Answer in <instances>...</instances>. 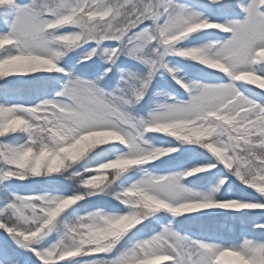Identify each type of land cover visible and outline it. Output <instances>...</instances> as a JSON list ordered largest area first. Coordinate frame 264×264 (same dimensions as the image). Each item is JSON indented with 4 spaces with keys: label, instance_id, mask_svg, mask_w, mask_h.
Here are the masks:
<instances>
[{
    "label": "snow or ice",
    "instance_id": "6c2138e0",
    "mask_svg": "<svg viewBox=\"0 0 264 264\" xmlns=\"http://www.w3.org/2000/svg\"><path fill=\"white\" fill-rule=\"evenodd\" d=\"M0 23V264H264V0Z\"/></svg>",
    "mask_w": 264,
    "mask_h": 264
},
{
    "label": "rangeland",
    "instance_id": "374dc122",
    "mask_svg": "<svg viewBox=\"0 0 264 264\" xmlns=\"http://www.w3.org/2000/svg\"><path fill=\"white\" fill-rule=\"evenodd\" d=\"M2 25H3V24H2ZM3 27H4V26H3ZM3 27H0V30H2ZM222 224H223V222H222ZM228 227L231 229V228L234 227V226L229 225Z\"/></svg>",
    "mask_w": 264,
    "mask_h": 264
}]
</instances>
